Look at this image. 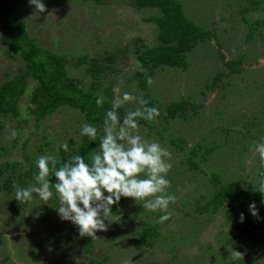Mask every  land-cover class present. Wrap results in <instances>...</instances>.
Here are the masks:
<instances>
[{
	"label": "rangeland",
	"instance_id": "obj_1",
	"mask_svg": "<svg viewBox=\"0 0 264 264\" xmlns=\"http://www.w3.org/2000/svg\"><path fill=\"white\" fill-rule=\"evenodd\" d=\"M176 1L210 38L186 54L185 68L156 69L143 91L137 73L145 71L136 52L158 45L156 26L148 21L159 15L156 9L136 8L133 0H104L101 5L42 0L41 13L29 0H7L28 36L63 58L66 76L83 92L93 86L109 103L118 97L114 88L150 97L160 114L138 131L171 153L167 192L176 201L169 205L170 219L160 222L162 212H149L124 197L120 214L111 215L107 229L87 243L76 225L59 217L58 197L46 203L17 201L15 186L34 183V173L12 172L5 165L26 164L45 154L59 162L63 145L75 149L85 123L83 113L68 107L37 120L29 100L36 83L29 77L17 114L0 115V264H88L91 259L108 264H264V208L256 206V216L246 206L228 216V206L235 202L210 204L223 183H237L254 195L262 190L264 198V161L255 152V145L264 142V0L255 11H244L251 7L249 0ZM239 57L240 74H225V61ZM80 58L98 60L109 70L93 80ZM25 69L0 23V83ZM218 73L225 76L215 81ZM174 103L184 105L167 116L166 108ZM8 176L14 177L12 192L4 187ZM241 213L250 223L246 236L238 233ZM233 251L242 256L231 255Z\"/></svg>",
	"mask_w": 264,
	"mask_h": 264
},
{
	"label": "clouds",
	"instance_id": "obj_2",
	"mask_svg": "<svg viewBox=\"0 0 264 264\" xmlns=\"http://www.w3.org/2000/svg\"><path fill=\"white\" fill-rule=\"evenodd\" d=\"M29 3L37 11H45L42 0H29ZM113 91L118 97L105 109L100 129L88 122L80 128L81 137L99 141L98 147L91 151L89 162L86 157L75 154L57 167L56 156L41 155L35 160L34 183L15 186L14 197L21 203L34 199L46 203L55 194L59 217L76 225L81 236L96 238L97 231H105L112 205L122 197L132 198L149 212H162L160 222L170 219L169 205L176 201V196L167 192L171 153L161 143L145 139L138 131L141 120L154 121L159 116L158 108L149 106L147 100L131 92L120 93L119 88ZM105 100L103 95H98L95 103L103 107ZM133 102L137 105L134 110L127 107ZM121 107L126 108L123 117L118 113ZM63 147L68 150L67 143ZM255 152L264 161V142L255 145ZM50 174L55 177V183H51ZM249 211L257 215L254 203L249 205ZM244 219L241 213V222ZM231 255L242 256L237 251Z\"/></svg>",
	"mask_w": 264,
	"mask_h": 264
},
{
	"label": "trees",
	"instance_id": "obj_3",
	"mask_svg": "<svg viewBox=\"0 0 264 264\" xmlns=\"http://www.w3.org/2000/svg\"><path fill=\"white\" fill-rule=\"evenodd\" d=\"M93 2L95 5H101L104 0H84ZM127 1V0H125ZM250 6L244 11H255L259 8V3L262 0H249ZM133 5L136 8L156 9L159 12L157 16H151L148 21L156 26L157 30V46L153 48L137 51V61L140 63L144 72L137 73L138 86L141 90H147V80L151 77L153 72L159 67L185 68L186 54L197 47L200 42L206 41L210 38L208 31L202 30L194 21L188 19L185 15L183 6L176 0H133ZM243 11V12H244ZM0 23L5 27L7 36L13 50L20 55L26 65V69L16 74L13 78L5 80L0 83V115H15L17 114L18 102L25 94L27 88V79L31 77L36 85L30 95V103L33 105L31 111L37 120L45 119L52 115L60 107H68L83 113L85 122L94 123L98 130L103 122L105 109L111 107V103L105 100L103 107H98L95 103L97 99L96 89L92 88L83 92L75 83H73L67 76L64 70V60L50 51L38 47L33 40L28 36L25 25L21 22L16 14L15 9L8 5L7 0H0ZM262 21H257V24H262ZM249 36H252L249 33ZM251 38V37H249ZM111 60V59H108ZM80 61L87 64L86 72L93 79L96 80L100 75L109 70L108 65H102L100 61L92 59L90 62L86 59L80 58ZM243 57L225 61L228 68L229 76L240 74V66ZM89 62V63H88ZM224 73H218L215 81L219 77H223ZM149 102V106H153L149 96L144 97ZM184 104L174 103L166 108L167 116H172ZM118 113L121 117L124 116L125 111L120 108ZM150 121L141 120V125H150ZM96 141L90 140L88 137H81L75 149L68 146V150H60V160L57 164L59 167L62 163L67 162L70 155L80 154L86 157V162L90 161L91 151L96 149L98 144ZM173 144L174 141H172ZM41 150V148H40ZM189 166L192 169H197L198 165L192 159H189ZM11 169L12 172L18 169H27L26 174L37 171L35 166V159L28 160L26 164L16 162L13 164H6L5 169ZM18 182L22 181L23 175L18 174ZM13 176H8L5 180L4 187L8 192H12ZM55 177L51 178V183H55ZM212 183L219 185V180L216 176H212ZM55 190L53 189V192ZM260 190L257 195L253 191L242 190L237 183H223L219 185L218 192L213 196L210 204L220 205L225 200H232L235 205L228 206V216H235L237 208L249 207L250 204H255L258 207L264 208V198L260 196ZM54 196H56L54 194ZM57 197V196H56ZM124 197L114 205H112V214L118 215L119 203L123 201ZM123 221L127 220V216L119 217ZM230 218V217H229ZM238 233L246 236L249 234L247 221L241 222ZM238 227V228H239ZM257 228V225H254ZM87 238L93 237L86 236ZM88 246V245H87ZM88 264H108L105 262H96L93 259ZM156 264V263H150Z\"/></svg>",
	"mask_w": 264,
	"mask_h": 264
}]
</instances>
